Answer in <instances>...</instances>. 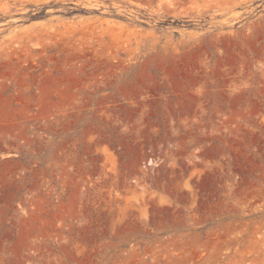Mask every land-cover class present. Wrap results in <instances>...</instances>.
Instances as JSON below:
<instances>
[{"label": "rangeland", "instance_id": "1", "mask_svg": "<svg viewBox=\"0 0 264 264\" xmlns=\"http://www.w3.org/2000/svg\"><path fill=\"white\" fill-rule=\"evenodd\" d=\"M15 218L38 264H264V0H0Z\"/></svg>", "mask_w": 264, "mask_h": 264}, {"label": "built area", "instance_id": "2", "mask_svg": "<svg viewBox=\"0 0 264 264\" xmlns=\"http://www.w3.org/2000/svg\"><path fill=\"white\" fill-rule=\"evenodd\" d=\"M15 219L0 220V264H38L37 255L46 249V238L32 232L26 221ZM34 243L43 245L36 247Z\"/></svg>", "mask_w": 264, "mask_h": 264}]
</instances>
